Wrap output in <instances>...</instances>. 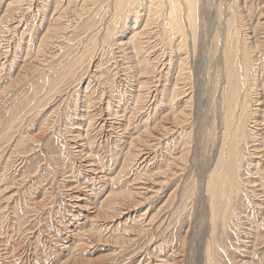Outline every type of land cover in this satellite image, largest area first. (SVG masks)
Segmentation results:
<instances>
[{"label": "rangeland", "instance_id": "obj_1", "mask_svg": "<svg viewBox=\"0 0 264 264\" xmlns=\"http://www.w3.org/2000/svg\"><path fill=\"white\" fill-rule=\"evenodd\" d=\"M202 2L200 29L185 27L184 70L153 32L142 74L125 43L143 30L141 5L116 15L113 0H0V264H206L215 253L202 181L221 137L211 98L224 84L221 41L239 5L241 31L260 51L245 89L264 101V1ZM255 108L264 144V108ZM251 156L230 222L215 230L221 264H264V158ZM116 192L126 197L107 206Z\"/></svg>", "mask_w": 264, "mask_h": 264}, {"label": "bare ground", "instance_id": "obj_2", "mask_svg": "<svg viewBox=\"0 0 264 264\" xmlns=\"http://www.w3.org/2000/svg\"><path fill=\"white\" fill-rule=\"evenodd\" d=\"M264 1V0H263ZM204 2V1H203ZM202 2V0H113V3L111 5L112 7V12L113 14L116 15H128V13L131 11L132 7L134 5H141L144 8V11L146 12L145 14V20H144V25H143V30L140 32L138 30H136L135 34H133L130 38L129 41L125 43L131 45L132 50H133V56L135 58H137L136 65L135 67L140 70V72H142V74H146L148 73V69L146 67V63L148 62V60H146L144 57V47L148 48L145 44H144V40L145 39V35L147 36L146 38L149 39L148 35L155 32V36L159 37L164 41V44L166 47H168L172 52V54L170 55V61L172 64L178 65L177 67L180 68L181 70L183 69V65L185 64V60L182 58V55L180 54L181 52H179L180 49L183 48L185 41H186V30L185 27L190 30L191 34L194 35L201 26V22L204 21V17L203 15L201 16L199 14V11L201 12L202 6L204 5ZM206 3V2H205ZM12 4V3H11ZM15 4V3H14ZM95 4V3H94ZM240 4V3H239ZM243 4V2H242ZM264 4V3H263ZM249 5V4H248ZM8 6V5H7ZM215 6V5H214ZM262 6V5H261ZM260 7V6H259ZM264 7V6H262ZM249 8V7H248ZM11 9V8H10ZM231 9V8H230ZM261 9V7H260ZM17 10V9H16ZM244 10V9H243ZM263 10V9H262ZM136 11V10H135ZM205 11V9H204ZM138 12V11H136ZM207 12V11H206ZM233 12V10H232ZM252 12V11H251ZM255 12V11H254ZM263 13V15H261L262 17H264V12L261 11ZM204 13V12H203ZM242 10L239 7V5H236V10L234 12L233 15H230L228 21H227V25H226V33H225V39H224V43L223 40L221 41L223 44L222 49H220V51L222 50V54L220 52V54L222 55L221 57H223L224 63L219 62L221 64H224L225 66V74H224V84L221 87V92H220V97L217 98L218 96L212 95V101H219V105L221 106V137H220V142L218 144V149L216 150V157L214 162L212 163L211 168L207 169V177L205 179V181L201 180L203 183V188H204V194L206 193V203H208V213L210 218L207 220H210V228H211V232H209V234L212 235V241L214 242V252L217 253L218 249H219V245L218 242H216V235L217 233H215V230L217 228V226L221 225V231H222V227L226 226L228 221L230 222V216H231V212H232V199L234 196V193H240L242 191L241 189V175H242V164L246 161V154L255 156L258 159H261V157L264 158V152L260 149L261 145L257 143V141L260 142L261 138L258 137L259 135V128L260 125L262 123H259L257 121V118L259 117V113L255 107H260V108H264V101L260 100V97H256L253 98L251 97L246 89V84H249V82H251V71H252V67L255 65V60H259L260 59V54L258 52V48L256 47V45L251 44L248 40L247 37L242 33L241 31V23H242V19L243 16L242 15ZM261 13V14H262ZM136 14V13H135ZM4 15V14H3ZM5 17V16H4ZM127 18V17H126ZM250 20V19H249ZM259 20V19H258ZM257 20V21H258ZM263 20V19H262ZM3 22V21H2ZM136 23V22H135ZM252 23V22H251ZM204 24V23H202ZM250 24V23H249ZM259 24H264L262 23H258ZM132 26V25H131ZM205 26V25H204ZM203 26V27H204ZM262 26V25H261ZM128 27V26H127ZM126 27V28H127ZM130 27V25H129ZM132 27H130V30ZM52 29V28H51ZM50 29V30H51ZM56 29V28H55ZM54 29V30H55ZM104 29V28H103ZM134 29V28H133ZM148 29V30H147ZM58 30V29H57ZM135 30V29H134ZM203 30V29H202ZM101 31V30H100ZM224 31V32H225ZM261 31V30H260ZM56 32V31H55ZM58 32V31H57ZM253 32V31H252ZM47 33V32H46ZM127 33V32H126ZM125 33V34H126ZM207 33V32H206ZM218 33V32H217ZM148 34V35H147ZM143 37H142V36ZM142 38H141V37ZM150 36V35H149ZM204 36V35H203ZM202 36V37H203ZM208 36V33H207ZM218 36V35H217ZM224 36V35H223ZM245 36V37H244ZM45 37V36H43ZM153 37V36H152ZM192 37V36H191ZM211 37V35H210ZM156 38V37H154ZM154 38H152L154 40ZM206 38V37H205ZM143 39V40H142ZM151 39V38H150ZM210 39V38H209ZM219 39V37H218ZM222 39V38H221ZM47 39H44V41ZM118 40V39H117ZM121 40V39H120ZM119 40V41H120ZM158 40V39H157ZM118 41V42H119ZM123 41V40H121ZM148 41V40H146ZM156 42V41H155ZM219 42V40H218ZM218 42L215 43L216 48L218 46ZM45 43V42H44ZM124 43V44H125ZM157 43L161 44L160 42L157 41ZM163 43V42H162ZM148 44V42H147ZM43 45V43H42ZM144 45V46H143ZM153 45V43H152ZM151 45V46H152ZM201 45V44H200ZM205 43H202V47L205 48ZM155 46V44H154ZM164 46V45H163ZM129 47V46H128ZM150 47V46H149ZM201 47V48H202ZM164 48V47H163ZM215 48V49H216ZM149 50V49H148ZM153 49H150V52ZM183 50V49H182ZM155 51V50H154ZM146 52H148L146 50ZM205 52V51H204ZM218 52V51H217ZM216 54V53H215ZM131 55V54H130ZM132 56V55H131ZM155 56V55H154ZM184 56V55H183ZM262 56V55H261ZM149 57V56H148ZM220 57V56H219ZM121 58V57H120ZM185 58V57H184ZM92 59V57H91ZM217 59V58H216ZM220 59V58H218ZM150 65V64H148ZM168 65V64H167ZM133 66V65H132ZM157 66V64H156ZM189 66V65H188ZM223 66V68H224ZM259 66V65H258ZM134 67V68H135ZM170 67V64H169ZM174 67V66H173ZM176 67V68H177ZM147 69V70H146ZM179 70V69H177ZM176 70V71H177ZM173 71V70H172ZM186 71V70H185ZM256 71V70H254ZM180 71H178V74ZM188 72V71H187ZM175 73V74H176ZM141 74V75H142ZM254 74V73H253ZM140 75V74H139ZM145 76V75H144ZM148 76V75H146ZM146 76L144 78H146ZM151 76V75H150ZM223 76V75H222ZM1 77V76H0ZM134 77V76H133ZM138 77V76H137ZM142 77V76H141ZM175 77V76H174ZM2 78V77H1ZM16 78V77H15ZM179 80L181 77H178ZM175 80H178V79ZM263 78V77H261ZM182 79V78H181ZM145 80V79H144ZM167 81H170V83H172V78L168 77V79H166ZM184 80V79H183ZM223 80V79H222ZM263 80V79H261ZM139 81V79H138ZM216 81V80H215ZM135 82V81H134ZM142 82V80H141ZM140 82V83H141ZM146 82V81H145ZM217 82V81H216ZM221 82V81H219ZM259 79L255 80V82L253 83L255 86L259 85ZM144 83V82H142ZM141 83V84H142ZM174 83V82H173ZM184 83V82H183ZM139 84V83H138ZM145 84V83H144ZM179 84L178 82L174 83L172 86L171 85H167L166 89H168V87H172L171 94L173 95L174 92L175 94H177V90L179 89H174L173 87H176L175 85ZM190 84V83H189ZM216 84V83H215ZM221 85V84H220ZM146 86V85H145ZM182 86V85H181ZM94 87V86H93ZM215 87V86H214ZM264 87V86H263ZM213 88V87H212ZM218 88V87H217ZM215 88V90L217 89ZM4 89V88H3ZM185 89V88H184ZM264 90V88H262ZM119 90V89H118ZM136 90V89H135ZM169 90V89H168ZM214 90V89H213ZM212 90V91H213ZM250 90V89H249ZM262 90V91H263ZM165 91V89H164ZM211 91V92H212ZM139 92V91H138ZM215 93V91H214ZM188 94V93H185ZM109 95V94H108ZM151 95V94H150ZM169 95V94H168ZM189 95V94H188ZM140 96V94H139ZM171 96V95H170ZM142 97V96H140ZM169 97V96H168ZM167 98V97H166ZM165 98V100H166ZM264 98V96H263ZM262 98V99H263ZM168 99V98H167ZM170 99V98H169ZM172 101V98H171ZM175 101V100H174ZM188 101V100H187ZM143 102V100H142ZM146 102V101H145ZM167 102V100H166ZM170 103V101H169ZM111 104V103H110ZM171 104V103H170ZM181 104V103H180ZM215 104V103H214ZM137 105V104H136ZM179 105V104H178ZM127 106V105H126ZM147 106V105H146ZM172 106V105H171ZM174 107V106H173ZM171 107V108H173ZM177 107V106H176ZM113 108V107H112ZM184 108V107H183ZM189 108V107H188ZM218 108V109H220ZM172 110V109H171ZM182 110V109H181ZM180 110V111H181ZM184 110V109H183ZM137 111V110H136ZM174 111V110H173ZM189 111V110H188ZM187 111V113H188ZM220 111V110H219ZM262 111V110H260ZM182 112V111H181ZM91 113V112H90ZM174 115V120L175 123L179 122L181 124V121L179 119H182V117L179 116V113L177 114V112H172ZM186 113V114H187ZM127 114V113H126ZM132 114V113H131ZM189 115V114H187ZM186 115V116H187ZM263 115V114H262ZM132 116V115H131ZM180 117L177 119V117ZM182 116V115H181ZM173 117V116H172ZM171 117V118H172ZM197 117V116H196ZM131 118V117H130ZM147 118V117H146ZM215 118V117H214ZM184 119L186 120V117H183V121ZM197 119V118H196ZM195 119V120H196ZM179 120V121H178ZM261 120V119H260ZM148 121V120H147ZM182 121V122H183ZM198 121V120H197ZM174 122V121H173ZM214 122V121H213ZM178 123V124H179ZM185 123V121H184ZM250 123H254L253 126L250 125ZM174 124V123H173ZM172 124V125H173ZM179 124V125H180ZM211 124H213L211 122ZM158 125V124H157ZM182 125V124H181ZM162 126V125H161ZM176 126V125H174ZM216 126V124H215ZM212 127V126H211ZM172 128V127H171ZM210 128V126H209ZM208 128V129H209ZM263 127H261L260 129H262ZM176 129V128H175ZM207 129V128H206ZM152 130V129H151ZM216 130V129H215ZM259 130V131H258ZM149 131L148 128L147 130H144V132ZM163 131V130H162ZM196 131V130H195ZM201 131V128H200ZM150 132V131H149ZM208 132H210V130H208ZM218 132V131H217ZM204 133V132H203ZM260 133L263 136V131ZM183 135V132L181 133ZM89 135V134H88ZM145 135V134H144ZM196 135V134H195ZM205 135V134H204ZM137 136V135H136ZM162 136V135H161ZM201 136V134H200ZM218 138V135H216ZM139 136L135 137V140H139L138 139ZM208 137V136H207ZM264 138V137H263ZM134 139V137L132 138ZM158 139V138H157ZM204 138H202L203 140ZM135 140L134 143L136 142ZM141 140V139H140ZM143 140V139H142ZM141 140V143H142ZM145 140V138H144ZM161 140V139H160ZM196 140V139H195ZM201 140V141H202ZM209 140V139H208ZM264 140V139H263ZM147 141V139H146ZM146 141H143L144 144L146 143ZM200 141V140H199ZM88 142V141H87ZM132 142V141H131ZM204 142V141H203ZM89 143V142H88ZM133 143V142H132ZM190 143V142H189ZM199 143V142H198ZM148 144V143H147ZM150 144V143H149ZM263 144V143H261ZM134 145V144H133ZM132 145V146H133ZM141 145V144H140ZM143 145V143H142ZM264 145V144H263ZM93 146V145H92ZM149 146V145H146ZM145 146V147H146ZM131 147V145H130ZM140 146L138 145L137 148H139ZM136 148V149H137ZM143 148V147H141ZM148 147H146L147 149ZM132 149V148H131ZM130 149V150H131ZM137 153H139V150H135ZM147 151V150H146ZM195 151V150H194ZM250 151V153H249ZM135 152V153H136ZM151 152V151H150ZM263 152V153H262ZM90 153V152H89ZM125 153V152H124ZM82 154V153H81ZM80 154V155H81ZM147 154V153H146ZM186 154V153H185ZM109 155V154H108ZM134 153L128 154L126 155V159L125 157H123V161L124 164L126 165L128 161H130V156H133ZM183 155V154H182ZM139 156V155H138ZM146 156V155H145ZM251 156V157H252ZM87 157V156H86ZM83 159V158H82ZM179 159V158H178ZM168 160V159H167ZM173 159H169V161H171ZM252 160V159H251ZM180 161V159H179ZM253 161V160H252ZM262 161V160H261ZM260 161V162H261ZM139 162V161H138ZM173 162V161H172ZM171 163V162H169ZM250 163V162H249ZM165 163H163L164 165ZM174 164V163H173ZM260 164V163H259ZM122 165V163H121ZM172 165V163L170 164ZM248 165V164H247ZM256 165V164H255ZM128 166V165H127ZM159 166V165H158ZM246 166V165H245ZM249 166V165H248ZM263 166V165H262ZM122 167H124V165H122ZM121 167V168H122ZM130 167V166H129ZM160 167V166H159ZM162 167V166H161ZM165 167V166H164ZM170 167V166H169ZM177 167V166H176ZM175 167V168H176ZM244 167V166H243ZM255 168V166H253ZM171 168V167H170ZM167 169V168H166ZM245 169V168H243ZM257 171L259 170V168H256ZM171 170V169H170ZM175 170V169H174ZM173 170V171H174ZM261 170V169H260ZM122 171V170H121ZM206 173V172H205ZM254 174H258L256 171L253 172ZM172 174V173H171ZM153 175V173H152ZM200 175V174H199ZM198 175V176H199ZM103 176V175H100ZM141 177V176H140ZM202 178V177H201ZM205 178V177H204ZM255 178H257L255 176ZM120 179V178H119ZM118 179V180H119ZM112 181V180H111ZM121 182V181H120ZM114 184V183H113ZM200 184V183H199ZM105 185V184H104ZM109 185V184H108ZM123 188H124V184ZM198 186V185H197ZM112 187V186H111ZM121 187V186H120ZM174 188V187H173ZM128 189L129 191L131 190L130 187L125 188ZM199 189V187H198ZM124 190V189H123ZM200 190V189H199ZM127 192V190H125ZM132 191V190H131ZM121 192V191H120ZM199 192V191H198ZM201 192V190H200ZM115 193V192H114ZM117 193V192H116ZM125 192L122 193H117L118 195H112V193H108L109 195V199L108 202H106L107 206H110L112 203V200L110 197H115L116 196H120L121 197H126ZM134 193V192H132ZM129 194V193H128ZM198 194V193H197ZM200 194V193H199ZM203 194V195H204ZM127 195V194H126ZM135 195V194H134ZM239 195V194H238ZM201 196V195H200ZM133 197V196H132ZM235 197V196H234ZM237 197V194H236ZM106 198V197H105ZM104 198V199H105ZM128 198V195H127ZM131 198V197H130ZM239 198V197H238ZM237 198V199H238ZM117 199V198H116ZM115 199V201H117ZM132 199V198H131ZM134 199V198H133ZM183 199V198H182ZM106 200V199H105ZM130 200V199H127ZM236 200V199H235ZM171 201V200H170ZM180 201V200H179ZM202 203L203 201L200 200ZM103 204L105 201H102ZM120 202V201H117ZM122 202V201H121ZM120 202V203H121ZM124 202V201H123ZM126 202H130V201H126ZM200 202V204H201ZM119 203V204H120ZM183 203V202H182ZM118 204V203H117ZM125 204V203H124ZM129 204V203H128ZM204 204V203H203ZM202 204V205H203ZM113 205H115V202H113ZM233 205V204H232ZM235 205V204H234ZM118 205H116V208H121L122 206L117 207ZM183 207V206H182ZM204 207V206H203ZM202 207V208H203ZM115 208V207H114ZM119 208V209H120ZM110 209V208H109ZM125 209V208H124ZM123 209V211H124ZM111 211H113V209H110ZM109 210V211H110ZM115 210V209H114ZM110 211V212H111ZM117 211V210H116ZM106 212V211H105ZM120 212V211H119ZM122 212V211H121ZM125 212V211H124ZM174 212V211H173ZM205 212V211H204ZM100 213V211H99ZM102 213V212H101ZM108 213V212H106ZM105 213V214H106ZM104 214V213H103ZM110 214V213H109ZM120 214V213H118ZM205 214V213H204ZM113 215L110 214V217L112 218ZM117 216V215H116ZM151 217V216H150ZM153 218V217H152ZM207 218V217H206ZM205 218V220H206ZM149 220V221H148ZM147 221L150 222V219H148ZM153 219H151L152 221ZM207 222V221H205ZM208 223V222H207ZM228 228V227H226ZM225 228V229H226ZM219 229V228H218ZM220 230V229H219ZM218 230V232H219ZM202 231V230H201ZM201 235V233H200ZM200 238V237H199ZM209 238H211L209 236ZM210 241V239H208ZM209 244V243H208ZM221 245V242H220ZM209 245H207L208 248ZM210 250V248H209ZM213 250V249H212ZM224 251V250H223ZM221 252V249H220ZM219 252V253H220ZM215 253H212L213 256L215 255ZM204 254H208V252H204ZM210 253L207 255V261L206 264H221L218 263L219 261L217 259H215ZM217 256V255H216ZM206 258V257H204ZM218 258V257H217ZM224 259V258H223ZM221 262V261H220Z\"/></svg>", "mask_w": 264, "mask_h": 264}]
</instances>
